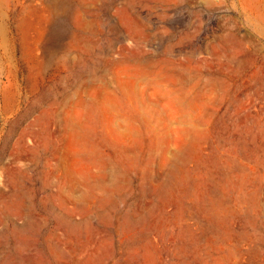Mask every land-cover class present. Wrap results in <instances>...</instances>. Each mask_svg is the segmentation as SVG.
Segmentation results:
<instances>
[{
  "label": "rangeland",
  "instance_id": "374dc122",
  "mask_svg": "<svg viewBox=\"0 0 264 264\" xmlns=\"http://www.w3.org/2000/svg\"><path fill=\"white\" fill-rule=\"evenodd\" d=\"M0 264H264V0H0Z\"/></svg>",
  "mask_w": 264,
  "mask_h": 264
}]
</instances>
